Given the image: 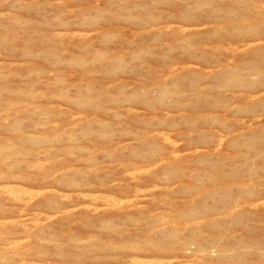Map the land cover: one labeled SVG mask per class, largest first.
Here are the masks:
<instances>
[{"label":"rangeland","instance_id":"374dc122","mask_svg":"<svg viewBox=\"0 0 264 264\" xmlns=\"http://www.w3.org/2000/svg\"><path fill=\"white\" fill-rule=\"evenodd\" d=\"M0 264H264V0H0Z\"/></svg>","mask_w":264,"mask_h":264}]
</instances>
